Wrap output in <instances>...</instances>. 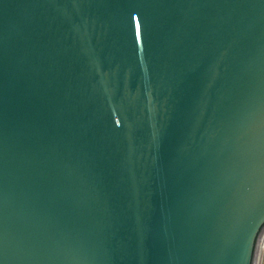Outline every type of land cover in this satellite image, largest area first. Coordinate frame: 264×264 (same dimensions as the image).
Instances as JSON below:
<instances>
[{"label": "water", "instance_id": "95a60500", "mask_svg": "<svg viewBox=\"0 0 264 264\" xmlns=\"http://www.w3.org/2000/svg\"><path fill=\"white\" fill-rule=\"evenodd\" d=\"M264 0H0V264H253Z\"/></svg>", "mask_w": 264, "mask_h": 264}, {"label": "built area", "instance_id": "2783aa9c", "mask_svg": "<svg viewBox=\"0 0 264 264\" xmlns=\"http://www.w3.org/2000/svg\"><path fill=\"white\" fill-rule=\"evenodd\" d=\"M262 234H264V229H262L261 233L259 234L258 240H257V246H256L253 264H262V262H264V247L260 248L259 246Z\"/></svg>", "mask_w": 264, "mask_h": 264}, {"label": "bare ground", "instance_id": "6f19581e", "mask_svg": "<svg viewBox=\"0 0 264 264\" xmlns=\"http://www.w3.org/2000/svg\"><path fill=\"white\" fill-rule=\"evenodd\" d=\"M260 248L264 247V234H262V237L260 239V244H259Z\"/></svg>", "mask_w": 264, "mask_h": 264}, {"label": "rangeland", "instance_id": "374dc122", "mask_svg": "<svg viewBox=\"0 0 264 264\" xmlns=\"http://www.w3.org/2000/svg\"><path fill=\"white\" fill-rule=\"evenodd\" d=\"M262 264H264V262H262Z\"/></svg>", "mask_w": 264, "mask_h": 264}]
</instances>
